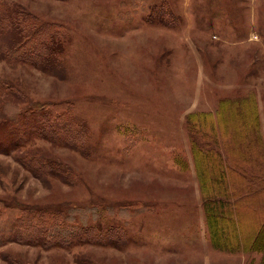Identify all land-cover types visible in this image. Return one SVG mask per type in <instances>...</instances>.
Wrapping results in <instances>:
<instances>
[{
    "label": "rangeland",
    "instance_id": "1",
    "mask_svg": "<svg viewBox=\"0 0 264 264\" xmlns=\"http://www.w3.org/2000/svg\"><path fill=\"white\" fill-rule=\"evenodd\" d=\"M2 1L58 22L68 45L59 73L0 60V77L31 100L71 102L90 133L88 154L33 144L75 171L70 184L0 153V198L96 209L89 224L123 226L129 240L49 249L10 241L0 264L257 263V252L212 245L192 142L264 150V0ZM209 121L218 137L207 136Z\"/></svg>",
    "mask_w": 264,
    "mask_h": 264
},
{
    "label": "trees",
    "instance_id": "2",
    "mask_svg": "<svg viewBox=\"0 0 264 264\" xmlns=\"http://www.w3.org/2000/svg\"><path fill=\"white\" fill-rule=\"evenodd\" d=\"M0 41V60L27 63L47 73L60 72L68 45V37L58 22L41 21L22 6L2 0ZM71 104L31 100L23 88L0 77V153L16 152L17 160L38 178L53 177L72 183L77 175L66 162L45 151L33 150L37 139H45L54 146H68L88 154V124L75 116ZM209 124L207 136L218 137L214 122ZM192 143L212 245L230 252H257L259 261L248 264H264V150H256L254 141L252 150H242L243 142L238 139L233 150H197V144ZM121 207L128 214L133 212L131 205ZM91 212L96 213V209H51L0 198V246L10 241L47 249L128 242L123 226L114 230L111 226L89 224ZM11 261L20 264L15 258Z\"/></svg>",
    "mask_w": 264,
    "mask_h": 264
}]
</instances>
